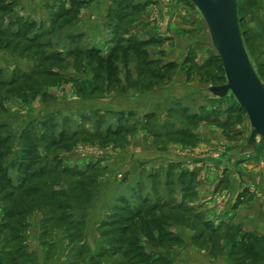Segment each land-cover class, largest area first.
<instances>
[{
    "label": "rangeland",
    "instance_id": "obj_1",
    "mask_svg": "<svg viewBox=\"0 0 264 264\" xmlns=\"http://www.w3.org/2000/svg\"><path fill=\"white\" fill-rule=\"evenodd\" d=\"M234 2L264 87V0ZM224 84L189 0H0L1 262L264 264V141Z\"/></svg>",
    "mask_w": 264,
    "mask_h": 264
},
{
    "label": "water",
    "instance_id": "obj_2",
    "mask_svg": "<svg viewBox=\"0 0 264 264\" xmlns=\"http://www.w3.org/2000/svg\"><path fill=\"white\" fill-rule=\"evenodd\" d=\"M200 13L210 43L220 61L225 78L222 86L209 92L218 98L229 92L244 111L250 126L248 145L255 138L264 141V87L255 75L243 48L235 16L234 0H189Z\"/></svg>",
    "mask_w": 264,
    "mask_h": 264
},
{
    "label": "crops",
    "instance_id": "obj_3",
    "mask_svg": "<svg viewBox=\"0 0 264 264\" xmlns=\"http://www.w3.org/2000/svg\"><path fill=\"white\" fill-rule=\"evenodd\" d=\"M257 168H253L252 170V172L251 173H249V177L248 178H242L241 180L243 181H241V183H242V185L243 186H247V185H249V184H247L248 182H250V180L252 179V177H253V175L255 174V176L257 175H259L258 174V171H262V170H264V167H262V166H260L259 164H257ZM241 185V184H240ZM251 185H253L252 187L254 188H256V190H257V192H260V193H263L264 192V180L263 179H257V178H255L254 179V182L251 184ZM258 196V195H257ZM257 200H258V197H257ZM263 206H264V201H263ZM248 215H250V216H252L251 214H248ZM262 217L264 218V215H262ZM255 225H256V223H255ZM239 226L241 227V230H243L242 228H243V226H244V223H239Z\"/></svg>",
    "mask_w": 264,
    "mask_h": 264
},
{
    "label": "trees",
    "instance_id": "obj_4",
    "mask_svg": "<svg viewBox=\"0 0 264 264\" xmlns=\"http://www.w3.org/2000/svg\"><path fill=\"white\" fill-rule=\"evenodd\" d=\"M0 264H3V262H1V260H0Z\"/></svg>",
    "mask_w": 264,
    "mask_h": 264
}]
</instances>
